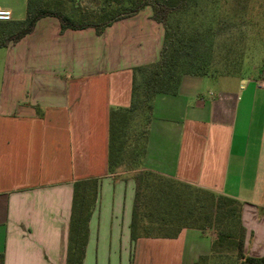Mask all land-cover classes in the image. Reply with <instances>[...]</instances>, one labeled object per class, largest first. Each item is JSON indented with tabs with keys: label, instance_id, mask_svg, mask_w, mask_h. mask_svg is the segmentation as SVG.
<instances>
[{
	"label": "crops",
	"instance_id": "obj_1",
	"mask_svg": "<svg viewBox=\"0 0 264 264\" xmlns=\"http://www.w3.org/2000/svg\"><path fill=\"white\" fill-rule=\"evenodd\" d=\"M163 36L146 7L100 35L60 32L56 18L44 17L1 48L3 264H64L73 184L89 179L98 190L83 264H193L209 254L211 235L192 228L132 242L133 173L107 172L109 112L130 107L133 69L158 61ZM218 80L186 76L175 95L154 98L137 171L240 202L244 253L260 258L264 80L234 89Z\"/></svg>",
	"mask_w": 264,
	"mask_h": 264
},
{
	"label": "trees",
	"instance_id": "obj_2",
	"mask_svg": "<svg viewBox=\"0 0 264 264\" xmlns=\"http://www.w3.org/2000/svg\"><path fill=\"white\" fill-rule=\"evenodd\" d=\"M200 1L104 0V6L98 11L81 12L74 18L62 12V0H38L35 5L31 0H26L25 18L22 21L0 22V49L16 44L31 33L36 22L44 17L56 18L60 32L92 28L96 35H100L112 23L132 17L149 7L151 20L160 24L164 31L159 59L133 69L130 107L111 109L109 112L107 172L113 174L121 168L128 147L125 136L128 119L133 112L146 105L143 143L131 149L134 154L129 166L131 170L141 165L154 98L157 95H175L186 76L214 77L207 70V64L183 55L184 50L190 47L168 24L172 15L184 14L196 8ZM138 77L143 79L140 87L137 85ZM131 178L135 186L129 225L132 242L140 238L172 239L182 229L188 228L201 233L215 229L209 254L200 256L193 264H264V255L253 258L244 253L246 231L241 223L242 205L237 200L148 171H137ZM97 190V179L73 184L64 264H83L88 224L97 200ZM146 191L149 192L148 196ZM225 245L227 250H223ZM0 264H3L1 254Z\"/></svg>",
	"mask_w": 264,
	"mask_h": 264
},
{
	"label": "rangeland",
	"instance_id": "obj_3",
	"mask_svg": "<svg viewBox=\"0 0 264 264\" xmlns=\"http://www.w3.org/2000/svg\"><path fill=\"white\" fill-rule=\"evenodd\" d=\"M103 1L62 0L61 10L75 18L81 12L98 11L104 6ZM31 2L35 5L38 0ZM25 6L26 0H0V9L9 10L14 21L25 18ZM168 24L190 47L183 55L207 64V70L211 76L220 79L219 82L224 78L234 89L256 78L264 80V0H201L196 8L172 15ZM3 53L4 50L0 49V60ZM142 83V77H138V87ZM145 109L146 105L140 107L128 119L125 136L129 150L126 149L118 172L134 173L138 170V167L129 170V166L134 157L131 149L143 143ZM146 194L148 196L149 192ZM206 233L213 239L215 229ZM223 250H227L226 245Z\"/></svg>",
	"mask_w": 264,
	"mask_h": 264
},
{
	"label": "built area",
	"instance_id": "obj_4",
	"mask_svg": "<svg viewBox=\"0 0 264 264\" xmlns=\"http://www.w3.org/2000/svg\"><path fill=\"white\" fill-rule=\"evenodd\" d=\"M10 20H12L10 11L6 9H0V22H8Z\"/></svg>",
	"mask_w": 264,
	"mask_h": 264
}]
</instances>
